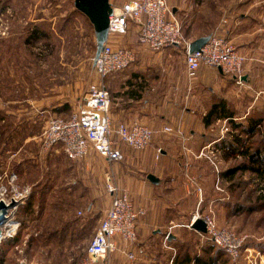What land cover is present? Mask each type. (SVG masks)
I'll return each instance as SVG.
<instances>
[{
    "label": "crops",
    "instance_id": "crops-1",
    "mask_svg": "<svg viewBox=\"0 0 264 264\" xmlns=\"http://www.w3.org/2000/svg\"><path fill=\"white\" fill-rule=\"evenodd\" d=\"M207 1L166 0L172 15L181 24L183 35L186 32L187 40L191 42L211 34L229 39L246 57V71L244 70L243 75L248 79L243 82L248 84L251 79L255 82L264 81V6H261L264 4L253 9L258 0H228L222 4L218 0H210L211 4L204 3ZM109 2L114 6L122 4V0ZM214 9L219 15L226 14V18L220 21L218 15L214 20ZM130 32L135 34L136 42L142 48L140 57L136 58V52L132 49L135 60L127 69L102 79L98 76L94 82L102 81L110 93L109 116L112 122L137 120L145 124L153 132L149 145L140 151L121 145L124 160L119 163H109L94 152L81 160H71L65 156L67 170L75 173L81 183L86 181L85 178H91L89 187H95L99 192L105 187L109 196L107 203L92 200L85 208L88 213L99 214V221L116 194L125 193L135 208L145 210V214L139 216L137 221L136 240L129 245L134 260L115 251L95 264H173L174 260L177 263L187 255L205 256L204 250L210 243L187 225L199 208L215 209L219 206L220 194L214 185L216 179L220 178V172L218 174L211 163L198 154L204 146L216 142L223 152L233 156L230 149L224 150L231 147L229 140L215 132L213 121L208 123L206 114L224 97L217 90L220 84L226 80L235 83V80L218 69L207 66H201L189 80L183 51L170 47L157 52L142 47L137 41L136 25L132 21L127 30V33ZM245 93L250 95L248 105L251 109L253 100L259 101L262 91L253 87L250 92ZM239 95H243V92ZM22 101L25 100L14 103ZM30 105L38 106L42 110L40 112L49 108L54 113L60 109L62 112L70 110L69 104L60 108L64 104H45L44 99L30 102ZM225 107L228 106L225 104ZM229 120L233 121V116ZM166 126L172 127L173 131H164ZM30 139L31 136L24 139L25 143ZM157 149H160L158 156ZM52 150L62 152L61 146ZM55 157L60 158L59 155ZM228 170L222 172V178L232 175ZM149 174L158 181L154 183L149 180ZM108 179L116 187L114 193L108 192L106 188ZM70 183L74 184L76 180ZM53 211L58 215L51 223L58 225L62 232L54 235L53 244L43 246V250L47 249L42 256H46L43 259L45 263H50L48 254L50 259L61 252L62 256L66 255L64 252L70 248L79 230L89 229L90 234L87 221L70 222L69 218L74 217L68 213L70 206H59ZM78 212L83 214L81 208L76 209L77 215ZM59 235H63L61 244ZM66 260L70 261V258L66 257Z\"/></svg>",
    "mask_w": 264,
    "mask_h": 264
},
{
    "label": "rangeland",
    "instance_id": "rangeland-1",
    "mask_svg": "<svg viewBox=\"0 0 264 264\" xmlns=\"http://www.w3.org/2000/svg\"><path fill=\"white\" fill-rule=\"evenodd\" d=\"M218 1L222 4L228 0ZM211 2L208 0L204 3ZM257 2L253 9L259 4H264V0ZM214 14L213 19L216 20L219 12L216 13L214 9ZM219 18L221 21L226 18V14H220ZM33 29L40 34V38H31ZM134 35L130 32L118 36L114 45L130 47L138 58L142 54V48L137 44ZM185 35L186 32L184 37ZM95 51L93 27L89 20L74 8L73 0H0V174L17 175L11 184L8 179H4L0 180V185H5L9 194L11 188L12 191L29 190L25 203L33 190L38 191L36 200H40V207L43 206L44 210L39 218V205L35 203V212L28 215V222L19 227L22 228L21 242L17 244V248L5 246L3 243L8 239L2 241L0 251L9 250L3 264H19L20 258H24L27 264L80 262L85 258L86 248L99 226L100 215L95 212L88 213L85 208L92 200L101 204L107 203L109 196L105 187L101 192L93 186L89 187L91 178H85L86 181L81 183L75 173L67 170V158L60 150H44L40 143V134L48 118L53 115L66 117L70 110L62 112L60 109L54 113L53 109L49 108L40 112L42 110L38 106L30 105V102L41 99H44L45 104H64L60 108L69 104L71 109L72 105L79 104L88 85L98 79L92 61ZM177 62L179 64V61ZM244 70L246 71L243 64V74ZM224 82V85L220 84L216 88L221 96L224 94L225 99L221 101L229 107L227 108L234 120H213V128L215 132L222 134L225 140L233 141L238 137L242 140V149L247 148V153L252 152L260 144L264 134V81L255 82L251 79L248 84L243 81L241 84L231 80ZM250 87L262 91L259 101L253 100L251 109L248 105L250 95L245 93L251 91ZM242 92L243 95H239ZM19 100L25 101L14 103ZM248 120H260L259 126L255 127L251 136L245 132L246 128H249ZM30 136L31 139L25 143L24 139ZM206 151L205 148L204 152ZM55 155L60 158L56 159ZM246 163L247 159L240 152L230 156L221 151L218 157L220 178L216 179L214 185L220 194V204L215 209L209 207L195 211L200 216L213 217L217 229L245 238L243 243L247 245L240 250L238 260L233 262L225 253L228 259L221 264H264V206L259 199L260 195L264 194V182L261 177L248 170H237L230 177L222 178L221 175L226 169L238 168L240 164ZM72 180H76V183L71 184ZM59 206H70L69 214L78 220L87 221L90 234L89 229H84L83 234L78 233L70 248L64 252L66 255L62 256L61 252L50 259L48 254L50 263H45L43 259L46 256H42L47 249H42L43 243L35 242L28 248L27 241L30 234L41 230L38 227L40 223L51 224L57 218L58 213L53 209ZM80 208L83 214L77 215L76 209ZM239 209L240 212L237 211ZM20 216L19 206L18 220H21ZM49 243L53 244L52 241ZM226 256L224 255L225 258ZM60 257L65 260L61 261ZM66 257L70 258V261H67Z\"/></svg>",
    "mask_w": 264,
    "mask_h": 264
},
{
    "label": "built area",
    "instance_id": "built-area-1",
    "mask_svg": "<svg viewBox=\"0 0 264 264\" xmlns=\"http://www.w3.org/2000/svg\"><path fill=\"white\" fill-rule=\"evenodd\" d=\"M111 6L107 38L98 56L92 59L94 70L101 79L125 70L135 60V52L131 48L114 45L115 38L125 35L129 22L132 21L136 25L137 41L142 47L157 52L176 47L184 52L185 71L189 80L201 66H207L220 69L221 73L233 77L237 84L242 83L245 57L235 44L225 37L211 34L198 51L189 52L190 41L184 37L181 24L172 15L166 0H122L120 6ZM110 104V93L102 81L89 84L81 102L72 105L66 117L53 115L48 118L40 134L42 148L52 150L61 146L64 155L71 160L84 159L90 152H94L109 163L123 161L121 145L135 151L145 149L152 139V130L137 120L113 123L109 116ZM164 131L172 132L173 128L166 126ZM229 149L230 147L224 148ZM222 150L221 146L213 142L204 146L198 155L205 157L218 173V157ZM159 152L160 149H157V156ZM16 177L15 173L0 174V180L8 179L10 184ZM106 188L110 193L116 191L109 179ZM11 189L9 194L7 187L0 185V202L5 206L0 219V244L17 234L21 225L17 219L18 207L25 203L29 193V190ZM144 214L145 210L135 208L125 193L114 195L86 248L85 258L80 262L67 264H95L115 251L125 254L129 260H134L129 245L136 240L137 221ZM198 218L206 226V232L198 234L224 250L233 262L238 260L245 238L217 229L213 217L200 216L198 212L192 215L187 227L190 228ZM18 261L19 264H27L24 258Z\"/></svg>",
    "mask_w": 264,
    "mask_h": 264
},
{
    "label": "trees",
    "instance_id": "trees-1",
    "mask_svg": "<svg viewBox=\"0 0 264 264\" xmlns=\"http://www.w3.org/2000/svg\"><path fill=\"white\" fill-rule=\"evenodd\" d=\"M40 34L36 31V29L31 32V38L36 39V38H40ZM232 117L231 112L225 107L224 102L220 101V103L218 105H213V107L210 109V111L206 114V118H207V122H212L213 120L216 119H227L229 120V118ZM259 120H254L249 122V128H246V134L251 136L254 133L255 127H257L259 125ZM236 125V124H234ZM238 125V124H237ZM229 144L231 146V151L232 153L235 152H240L243 157L245 159H247V163L246 164H240V166L238 168H230L228 171L234 175L237 170H248L251 171L252 173H255L257 176L261 177L263 182H264V134L261 136L260 139V144L257 146L256 149H254L252 152H248L247 148L242 149V140H240L238 137L234 138L233 141H229ZM235 147V148H234ZM235 149V150H234ZM236 171V172H235ZM227 173V171L225 172ZM263 187V193H264V183L262 185ZM43 191V190H42ZM41 191V192H42ZM38 191L33 190V192L31 193V196H29V199L27 200V202L20 206L21 207V216H20V222L21 224L25 223L28 215H31L35 212V208H37L35 206V203L37 202V204L39 205L38 207V215L39 218L42 215L43 210V206L40 207V200L37 201L36 200V194ZM45 193V192H43ZM39 195V193H38ZM41 199V198H40ZM261 204L264 206V194L260 195L259 197ZM35 209V210H34ZM238 212L241 211V209L237 210ZM236 212V213H238ZM38 218V217H37ZM38 218V219H39ZM70 222H74V223H79L78 218L76 217H70ZM40 229H38V231L35 232V234H30L28 241H27V247L30 248L35 242H41L43 243L44 246L48 245L50 241H52L54 235L59 234V232H62L59 230V226L56 224H50L48 222L45 223H40L38 225ZM22 229V228H21ZM19 229L17 231V234L11 238L8 239L6 242L4 241L3 244H5V246H10L11 248L14 246H17V244L19 242H21V237H20V230ZM84 232V229L82 231L79 230L80 235H82ZM75 236V237H76ZM60 244L62 243L63 240V235L60 236ZM54 241V240H53ZM209 242V241H208ZM210 245L206 247V249L204 250L205 256H198V257H192L190 255L185 256L184 259H182L181 261H177L174 260L173 264H221L222 262L224 263L228 257L226 256L224 250L216 247L214 244H212L211 242H209ZM244 245H247V243H245ZM9 250L7 249H2L0 251V264H3L4 260H6V256ZM224 255L227 257L225 258ZM10 264H16L15 262L10 263Z\"/></svg>",
    "mask_w": 264,
    "mask_h": 264
},
{
    "label": "water",
    "instance_id": "water-1",
    "mask_svg": "<svg viewBox=\"0 0 264 264\" xmlns=\"http://www.w3.org/2000/svg\"><path fill=\"white\" fill-rule=\"evenodd\" d=\"M73 5L76 10L82 13L89 20L93 27L96 40L94 58H96L107 38L108 16L112 12L111 3L109 0H73ZM208 39L209 35L202 36L191 41L189 44V52L198 51ZM218 70L221 72L220 69ZM246 79L247 76L242 75L241 80L243 81ZM147 178L154 183L158 181L157 178L151 174H149ZM11 205H13V203ZM4 211L5 206L2 202H0V219H2ZM190 228L200 233L206 232L205 222L201 218L196 219Z\"/></svg>",
    "mask_w": 264,
    "mask_h": 264
}]
</instances>
